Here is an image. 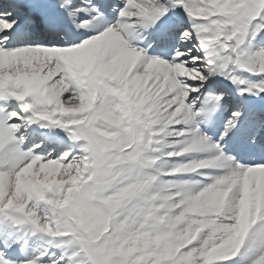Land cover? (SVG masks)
<instances>
[{
	"label": "snow or ice",
	"instance_id": "1",
	"mask_svg": "<svg viewBox=\"0 0 264 264\" xmlns=\"http://www.w3.org/2000/svg\"><path fill=\"white\" fill-rule=\"evenodd\" d=\"M0 264H264V0H0Z\"/></svg>",
	"mask_w": 264,
	"mask_h": 264
}]
</instances>
